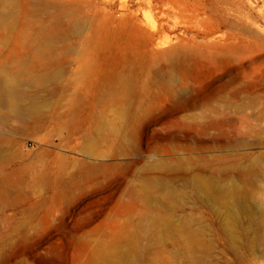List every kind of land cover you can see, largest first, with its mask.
<instances>
[{"label": "rangeland", "instance_id": "obj_1", "mask_svg": "<svg viewBox=\"0 0 264 264\" xmlns=\"http://www.w3.org/2000/svg\"><path fill=\"white\" fill-rule=\"evenodd\" d=\"M60 1L17 0L0 25L37 109H0V264H264V206L254 235L203 191L264 205V0Z\"/></svg>", "mask_w": 264, "mask_h": 264}, {"label": "bare ground", "instance_id": "obj_2", "mask_svg": "<svg viewBox=\"0 0 264 264\" xmlns=\"http://www.w3.org/2000/svg\"><path fill=\"white\" fill-rule=\"evenodd\" d=\"M60 1V0H59ZM40 2H41V0H40ZM50 2V1H49ZM44 3V2H43ZM45 3H47L46 2V0H45ZM60 3H61V1H60ZM7 5V11L6 12H2V11H0V25H2V24H5L6 23V28H7V30H9V31H12L13 30V27H14V25H15V22H16V12H15V9H16V6H17V0H0V5ZM43 5V4H42ZM59 5V4H58ZM49 6V5H48ZM60 6H61V4H60ZM238 7V6H237ZM2 9V8H1ZM0 9V10H1ZM42 9H44V8H41V10ZM35 10V9H34ZM48 10V9H47ZM45 11V10H44ZM241 11V10H240ZM47 12V11H46ZM237 12V11H236ZM239 12V11H238ZM237 14V13H236ZM31 15H32V13H31ZM160 15H161V17H163V18H168V16H167V14L165 13V12H160ZM239 15V14H238ZM242 15H243V13H242ZM245 16H247V14L245 15ZM247 17H249V16H247ZM236 18H238V17H236ZM237 21V20H236ZM58 22V21H57ZM238 22V21H237ZM241 22V21H240ZM56 23V22H55ZM49 25V24H48ZM245 25V24H244ZM44 27V26H43ZM49 27V26H48ZM254 27V26H253ZM250 28V27H249ZM41 30V29H40ZM40 30H38V31H40ZM50 30V29H49ZM252 30V29H251ZM246 32V31H245ZM261 32V31H260ZM257 33H259V32H257ZM256 33V34H257ZM11 34V33H10ZM37 34V33H36ZM32 35V34H31ZM260 35V34H259ZM236 36V35H235ZM32 37V36H31ZM221 37V36H220ZM222 37H224V36H222ZM28 38V37H27ZM234 38V37H233ZM31 39H33V38H31ZM34 39H35V44H31L30 46L31 47H33V50H34V52L36 53V56L38 57V56H42L43 58H45V57H48L49 56V54H48V51H50V49H52L51 48V46H50V42L52 41L51 40V35L49 34V33H47V32H45V31H41V32H39L38 33V35L36 36V38H35V36H34ZM28 40V39H27ZM51 40V41H50ZM29 41V40H28ZM31 42H32V40H31ZM45 43L46 42V45H41V43ZM53 42V41H52ZM52 42H51V45H52ZM234 42V41H233ZM236 42V41H235ZM234 42V43H235ZM28 43V42H27ZM26 43V44H27ZM229 43V42H228ZM231 43V42H230ZM226 44V43H225ZM229 45V44H228ZM230 46V45H229ZM31 47H29L31 50H32V48ZM32 53V52H31ZM33 54V53H32ZM39 58V57H38ZM12 58H10V60H11ZM10 60H9V62H10ZM12 61V60H11ZM18 61L19 62H22L23 61V59H21V58H19L18 59ZM32 61V60H31ZM13 62V61H12ZM29 62H30V60H29ZM36 63L38 62V60L37 61H35ZM32 66V65H31ZM27 67V66H26ZM17 69V68H16ZM18 70V69H17ZM13 72V70H10V69H8L7 67H6V62H4V61H2V60H0V109H5L6 111H8V113L10 114V113H12V114H14V115H16V116H18L19 118H26V117H28L29 115H30V113H33V112H36V106H34V105H31V106H26V107H24V106H22L21 105V103H20V100H21V97H22V91H21V89H19V85L17 86L16 85V82H17V74H13L12 73ZM19 72H20V70H19ZM26 74V73H25ZM20 76V75H19ZM45 77V76H44ZM49 77V76H48ZM54 76H50V78H53ZM23 78V77H22ZM35 78V77H34ZM33 77H30V79H34ZM24 82V81H23ZM21 83V82H20ZM25 83V82H24ZM26 93V92H25ZM25 96V95H24ZM24 98V97H23ZM238 109V108H237ZM247 120V119H246ZM254 120V119H253ZM245 121V120H244ZM243 122V121H242ZM246 122V121H245ZM256 123V122H255ZM261 123V122H260ZM246 124V123H245ZM247 128V127H246ZM249 131V130H248ZM251 131H253V130H251ZM249 132H247L246 134H248ZM254 133V132H253ZM248 136V135H247ZM263 138V137H262ZM247 146V143L246 142H241V143H239V144H237V145H234V146H232V147H234L235 149L236 148H243V147H246ZM228 148V147H227ZM230 148H231V146H230ZM95 149H96V146H95V144L94 143H92V142H90L89 143V145H88V147H87V154L88 155H93L94 154V151H95ZM244 157V156H243ZM248 167V166H247ZM237 168V167H236ZM243 168V167H242ZM246 168V167H245ZM239 169L238 171H236V173L237 174H239V176L240 175H244L243 177H245L242 181H245V182H247V183H249V184H255V182L256 181H258V179L256 180V176H257V174L255 173V174H253L249 169ZM253 169V168H252ZM218 171H221V170H219L218 169ZM217 173V172H216ZM215 173V174H216ZM221 176H222V174H221ZM226 176V175H225ZM215 177H217V176H215ZM243 177H241V178H243ZM258 178V177H257ZM202 179V178H201ZM216 179V178H215ZM204 180V179H203ZM207 180V179H206ZM241 180V179H240ZM217 181V180H216ZM204 182H205V180H204ZM207 182V181H206ZM214 182V181H213ZM229 182V181H228ZM232 183H233V181H232ZM246 183V184H247ZM257 183V182H256ZM205 184V183H204ZM208 184V183H207ZM207 184L206 185H203V191H204V193L207 195V196H210V195H216V198L215 199H217V197L218 198H220V200L219 201H221V199L223 200V203H224V205H225V207L227 206L228 208H232V209H238L239 211H242V212H247L248 211V213H246V218H247V221H248V224L250 225H248L249 226V228H251V232L252 233H254V235H255V232H256V230L258 229V228H261V227H259L260 226V224H261V222H262V216H261V212L262 211H260V209L261 210H263L262 209V207L264 206L263 204H259V203H257L256 201H252V200H249V202L248 203H245L246 205H244V202H241V201H239L238 199H237V197L239 198V191L240 190H238L237 189V186L236 187H231V191L230 192H223L222 190L221 191H214V190H211L210 188H208V186H207ZM214 184H215V182H214ZM218 184H219V182H218ZM211 185V184H210ZM217 185V184H216ZM237 185V184H236ZM230 186H232V184L230 185ZM255 186V185H254ZM216 186H214V188H215ZM243 187V186H242ZM249 187V186H248ZM218 188V187H217ZM241 188V187H240ZM219 189V188H218ZM242 189V188H241ZM244 189V188H243ZM249 189H251V188H249ZM216 190V189H215ZM229 190V189H228ZM225 191H226V188H225ZM242 191V190H241ZM248 191V190H247ZM246 191V192H247ZM244 192H242V194H243ZM248 193H250V191L248 192ZM247 193V194H248ZM253 193V192H252ZM250 195V194H249ZM242 196V195H241ZM244 196V195H243ZM245 197V196H244ZM252 197H253V195H252ZM259 198H261V197H259ZM264 198V197H263ZM247 199V198H246ZM254 199V198H253ZM213 200H214V198H213ZM255 200H257V199H255ZM263 200V199H262ZM218 201V200H217ZM258 201V200H257ZM260 203H263V201L262 202H260ZM221 205V204H220ZM223 206V205H222ZM231 210V209H230ZM229 211V210H228ZM236 212V211H235ZM264 212V211H263ZM229 214V213H228ZM232 214V213H231ZM230 214V215H231ZM243 214V213H242ZM233 215V214H232ZM232 215H231V217H232ZM243 217H245V216H243ZM231 219V218H230ZM242 219V218H241ZM243 220V219H242ZM264 221V220H263ZM232 224H233V226H231L230 225V229L231 228H233V229H235L234 231H236V230H238V229H236V226L237 225H239V223H241L240 221H239V219H238V216H236V218L234 219V220H232ZM230 223H231V221H230ZM243 223H244V221H243ZM242 224V223H241ZM245 225V224H244ZM242 227H243V225H241ZM264 226V225H263ZM238 227V226H237ZM241 227V228H242ZM229 229V230H230ZM226 230V229H225ZM232 230V229H231ZM239 232H240V230H238ZM260 231H262V230H260ZM247 232V231H246ZM194 233V232H193ZM220 233V232H219ZM190 235V234H189ZM227 235V234H226ZM233 235V234H232ZM238 235V234H237ZM258 235H260V234H258ZM186 236H188V235H186ZM221 236H222V234H221ZM227 236H229V235H227ZM263 236V235H262ZM182 237V236H181ZM237 237H239V236H237ZM245 237H246V234H245ZM187 238H189V237H187ZM250 238V236L248 237V239ZM253 238V237H252ZM261 238V237H260ZM162 239V238H161ZM228 239V238H227ZM230 239V238H229ZM245 239V238H244ZM256 239V238H255ZM175 240V239H174ZM232 240V239H231ZM235 240H236V237H235ZM239 240V239H238ZM247 240V239H246ZM263 240H264V237H263ZM240 241H242V238H241V240ZM239 241V242H240ZM257 241V240H256ZM260 241V240H259ZM235 242H237V241H235ZM264 242V241H263ZM262 242V246H263V243ZM231 243V242H230ZM241 243V242H240ZM253 243V242H252ZM255 243V242H254ZM258 245H259V243H258V241L256 242ZM256 243H255V245H256ZM251 244V243H250ZM234 245V247H236L235 245H236V243L235 244H233ZM261 245V244H260ZM245 246V245H244ZM253 246H254V244H253ZM257 246V245H256ZM233 247V246H232ZM233 247V248H234ZM239 247H240V245H239ZM241 247H242V245H241ZM249 247H252V246H249ZM133 248V247H132ZM232 248V249H233ZM237 248V250L239 251V249H238V247H236ZM134 250V249H133ZM132 250V251H133ZM246 250V249H245ZM250 250V249H249ZM254 250H255V252H254V254L256 253V249L254 248ZM253 250V251H254ZM189 251V250H188ZM253 251H252V253H253ZM235 252H237V251H235ZM264 252V251H263ZM191 253H193V251H191ZM240 253V252H239ZM241 253H243V252H241ZM190 254V253H189ZM254 254H253V256H254ZM263 254V253H262ZM120 255V254H119ZM127 255V254H126ZM239 255V254H238ZM241 255L242 254H240V257H241ZM259 255V254H258ZM251 256V255H250ZM255 256H256V254H255ZM119 257V256H118ZM189 257H191L190 255H189ZM195 257V256H194ZM194 257H192L191 259L189 258L188 260H186V262H185V264H205L206 263V261L204 260V259H193ZM201 257V256H200ZM243 257H244V255H243ZM257 257V256H256ZM188 258V257H187ZM196 258V257H195ZM198 258V257H197ZM233 258V257H232ZM246 258V257H245ZM255 258V257H254ZM259 259H261V262L264 260V255H259V257H258ZM257 259V258H256ZM177 259L175 258V257H173V261H174V264H178V261H176ZM237 260V259H236ZM110 261V260H109ZM115 261V260H114ZM255 261V260H254ZM105 262V261H104ZM112 261H110L109 263L110 264H119V262L117 261V262H114V263H111ZM133 262V261H132ZM242 262V261H241ZM139 263V262H138ZM212 263V262H211ZM234 263V262H233ZM243 263H244V260H243ZM106 264H108L107 262H106ZM131 264V263H130ZM208 264V263H207ZM235 264V263H234ZM242 264V263H241ZM247 264V263H246ZM249 264H257V263H255V262H253L252 260H250V263Z\"/></svg>", "mask_w": 264, "mask_h": 264}]
</instances>
